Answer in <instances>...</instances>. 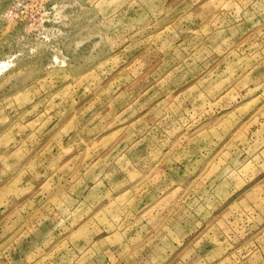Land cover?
<instances>
[{
	"label": "rangeland",
	"instance_id": "1",
	"mask_svg": "<svg viewBox=\"0 0 264 264\" xmlns=\"http://www.w3.org/2000/svg\"><path fill=\"white\" fill-rule=\"evenodd\" d=\"M0 264H264V0H0Z\"/></svg>",
	"mask_w": 264,
	"mask_h": 264
}]
</instances>
